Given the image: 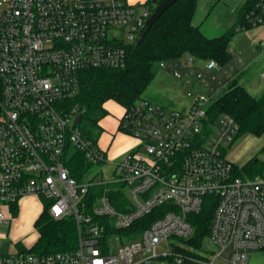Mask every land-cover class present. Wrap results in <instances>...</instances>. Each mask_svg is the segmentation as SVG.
Wrapping results in <instances>:
<instances>
[{
    "label": "built area",
    "instance_id": "built-area-1",
    "mask_svg": "<svg viewBox=\"0 0 264 264\" xmlns=\"http://www.w3.org/2000/svg\"><path fill=\"white\" fill-rule=\"evenodd\" d=\"M152 13L147 0H0V224H10L23 198L37 196L53 219L73 218L78 235L73 250L53 253L32 250L36 241H15V251L9 241L1 253L3 240L0 264H249L264 251V174L236 173L227 148L240 125L228 113L213 119L210 111L243 70L238 55L226 64L192 55L161 61L159 69L191 87L190 104L141 97L123 106L119 128L138 146L115 164L111 178L70 172L74 150L91 166L107 161L81 118L75 122L78 106L68 105L80 73L123 68ZM262 24L259 0L239 28ZM207 203L214 249L204 250L203 241L187 257L180 249L194 234L191 216Z\"/></svg>",
    "mask_w": 264,
    "mask_h": 264
},
{
    "label": "trees",
    "instance_id": "trees-1",
    "mask_svg": "<svg viewBox=\"0 0 264 264\" xmlns=\"http://www.w3.org/2000/svg\"><path fill=\"white\" fill-rule=\"evenodd\" d=\"M164 0H147L154 11ZM259 0H246L237 13L236 23L224 33L208 37L200 26L194 24L198 0H177L150 28L143 39H138L128 49L127 63L123 68H94L80 73L79 92L68 100L69 106H78L82 117L79 123L83 132L98 139L100 121L107 115L106 102L113 100L122 106H129L144 97L143 94L158 73L163 60L192 55L199 60L214 59L221 64L231 61V39L241 25L246 24V15ZM215 119L222 113L233 116L240 125L239 136L249 133H264V93L252 95L235 78L224 94L211 105ZM67 165L72 176L80 179L91 163L84 155L74 150L68 157ZM236 173L245 177L264 174V161L250 160ZM99 191L103 187L98 188ZM113 202L121 208L116 195ZM210 199L209 197L206 200ZM14 208V214H17ZM213 216V205L207 203L199 214L191 216L195 231L185 240L180 249L183 255L197 254L209 235ZM39 236L33 246L35 252L53 253L73 250L77 245V223L73 218L55 220L49 213L48 204L35 222ZM190 263V262H189Z\"/></svg>",
    "mask_w": 264,
    "mask_h": 264
},
{
    "label": "rangeland",
    "instance_id": "rangeland-1",
    "mask_svg": "<svg viewBox=\"0 0 264 264\" xmlns=\"http://www.w3.org/2000/svg\"><path fill=\"white\" fill-rule=\"evenodd\" d=\"M143 1L144 0H133V2L138 3ZM236 4V0H198V7L193 22L195 25L200 26L202 31L208 37L219 36L228 29L229 25L227 24L234 15L233 9L236 7ZM250 30L251 29L240 30L237 33L238 36L235 34L237 39H241L243 41V47L247 46L244 42L246 39L248 40L249 35L247 32ZM231 46L232 42L230 43V47ZM258 54H260L259 49L255 53V56ZM258 58V62L253 65L251 74H249V76L253 75L250 77H256V81L259 80V82L256 83L257 88L260 83L263 84V80L260 78V69L261 67H264V56H259ZM246 77L247 76H245V78ZM246 88L251 94L257 97L261 96L264 92L262 90V92L256 93L254 89L252 88L251 90L248 85H246ZM190 89L191 87L182 84L171 73L159 69L143 96L157 102L181 108L188 106L191 102V99L187 96V91ZM105 108L107 110V115L100 121L101 131L99 132L97 141L98 145L105 150L107 161L92 164L86 173L87 178L92 176L100 179L111 178L116 166L115 164L120 162L127 153L134 150L140 143L133 135L124 132L119 128L120 119L124 113V107L119 103L110 100L106 102ZM250 142L251 141L248 139V136H239L227 148V156L233 160L235 158L237 166L242 164L239 157H241L242 154L245 155L247 153V150L250 148ZM252 145H254V143H252ZM258 158L264 160V152H258ZM21 201L22 207L18 217L14 218L9 214L8 218L10 220V224H0V234H7L4 237L0 236V245L3 240L10 241L11 251L16 250V246L14 244L15 241L31 244L37 240L39 232L34 224L35 219L30 222L29 218L32 214H37L38 216L43 209L44 202L46 203L45 198L40 199L37 197L25 198ZM203 245L204 250L209 251L214 249L213 242L209 237L205 238ZM161 247L164 250H172V247L169 245L167 246L165 243H163ZM216 264L228 263L217 260ZM249 264H264V251L254 252L250 258Z\"/></svg>",
    "mask_w": 264,
    "mask_h": 264
},
{
    "label": "crops",
    "instance_id": "crops-1",
    "mask_svg": "<svg viewBox=\"0 0 264 264\" xmlns=\"http://www.w3.org/2000/svg\"><path fill=\"white\" fill-rule=\"evenodd\" d=\"M129 1L133 2V0H129ZM236 1H237L236 7L233 9L234 15L229 20V22L227 24V25H229L228 28H230L231 26H233L236 23L237 16H238L237 15L238 10L241 8V6L244 4V2L246 0H236ZM248 29H251L250 31L247 32V34L249 35V38H248V40L246 39V41L244 42L247 46L243 47L242 46L243 41L241 39L236 38L238 36V34H237L238 32H237L236 33L237 36L234 34V36L231 39L232 46L230 47V49H231V52L233 55H238L242 59L240 65L242 66L243 70L236 77L237 81L240 84H242L245 88H246V85H248L251 88V90L253 88L254 91L257 93V92H262V90L264 91V89H263L264 88V67H261V69H260V78L263 80V84L260 83L258 88H257L256 83L259 82V80L256 81L257 78L256 77H250L253 75L249 76V74H251L253 65L258 62V60H259L258 57L264 56V50H262V49H264V44H262V39H264V24H262L260 26H256V27H251ZM258 49L260 51V54L255 56V53L257 52ZM245 76H247V77L245 78ZM245 135L248 136V139L251 142L249 144L250 148L247 150V153L245 155L242 154L241 157H239V159H241V161H242L241 162L242 164L240 166H237V164L235 162V158H234V160L231 159L235 163V165L237 166V168L239 170H241L242 167L245 164H247L250 160L255 159L257 161L258 159H260V158H258V152L259 153L264 152V133L262 135H259V136L254 135V134L245 133L241 136H245ZM252 143H254V145H252ZM260 160H262V159H260ZM36 197L37 196H28L25 198H36ZM25 198H23V199H25ZM37 198H40V197H37ZM21 203H22V201H21ZM21 203L17 208V210H18L17 214L13 213L11 215L12 217L16 218L20 214V209L22 207ZM43 210H44V204H43V209L38 214V216H37V214H32V216L29 218L30 222L35 219V221H34V224H35L36 220L38 219V217L40 216V214L42 213ZM36 216H37V218H36Z\"/></svg>",
    "mask_w": 264,
    "mask_h": 264
},
{
    "label": "water",
    "instance_id": "water-1",
    "mask_svg": "<svg viewBox=\"0 0 264 264\" xmlns=\"http://www.w3.org/2000/svg\"><path fill=\"white\" fill-rule=\"evenodd\" d=\"M177 0H164L163 2L156 5L153 13L149 17L144 31L140 34L139 39H143L150 28L154 25L156 21L161 17V15L169 9ZM82 117L81 114H78L75 118V122H78ZM9 241H5L1 250V253H6L8 251Z\"/></svg>",
    "mask_w": 264,
    "mask_h": 264
}]
</instances>
